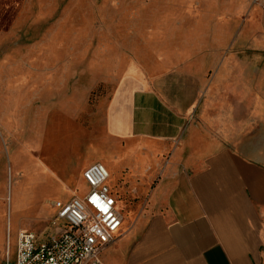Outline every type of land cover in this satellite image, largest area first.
<instances>
[{
  "label": "crops",
  "instance_id": "1",
  "mask_svg": "<svg viewBox=\"0 0 264 264\" xmlns=\"http://www.w3.org/2000/svg\"><path fill=\"white\" fill-rule=\"evenodd\" d=\"M168 48L158 58L162 70L135 62L91 107L48 95V87L38 103L29 96L21 103L7 87L0 128L16 116L21 144L32 150L42 144L50 110L60 107L69 122L86 112L85 143L102 159L88 161L75 182H86L92 163L106 165L123 216L102 251L106 264H264V140L255 132L254 103L240 128L232 100L216 97L221 85L208 80L221 60H209L206 50L190 56L180 44ZM37 113L43 129L33 139Z\"/></svg>",
  "mask_w": 264,
  "mask_h": 264
},
{
  "label": "rangeland",
  "instance_id": "2",
  "mask_svg": "<svg viewBox=\"0 0 264 264\" xmlns=\"http://www.w3.org/2000/svg\"><path fill=\"white\" fill-rule=\"evenodd\" d=\"M178 44L190 56L206 50L209 60H221L208 73L221 85L216 97L232 100L240 128L254 103L255 132L264 140V0H0V94L10 87L21 103L27 96L38 103L48 87V95L91 107L135 62L162 70L160 54ZM57 111L44 115L42 144L32 150L21 144L16 116L0 128V264L8 242L14 261L20 230L61 228L52 224L53 203L87 193L74 175L102 159L85 143L86 112L69 122ZM39 115L31 118L33 139L43 129Z\"/></svg>",
  "mask_w": 264,
  "mask_h": 264
},
{
  "label": "built area",
  "instance_id": "3",
  "mask_svg": "<svg viewBox=\"0 0 264 264\" xmlns=\"http://www.w3.org/2000/svg\"><path fill=\"white\" fill-rule=\"evenodd\" d=\"M109 178L102 163L90 165L84 171L87 193L53 203L56 215L52 224L59 222L61 228L42 234L20 230L13 262L8 242L6 264H106L102 251L123 223Z\"/></svg>",
  "mask_w": 264,
  "mask_h": 264
}]
</instances>
